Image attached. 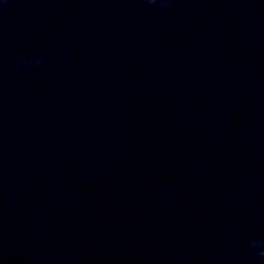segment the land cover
<instances>
[{
    "label": "water",
    "instance_id": "obj_1",
    "mask_svg": "<svg viewBox=\"0 0 264 264\" xmlns=\"http://www.w3.org/2000/svg\"><path fill=\"white\" fill-rule=\"evenodd\" d=\"M264 0H0V264H264Z\"/></svg>",
    "mask_w": 264,
    "mask_h": 264
},
{
    "label": "clouds",
    "instance_id": "obj_2",
    "mask_svg": "<svg viewBox=\"0 0 264 264\" xmlns=\"http://www.w3.org/2000/svg\"><path fill=\"white\" fill-rule=\"evenodd\" d=\"M252 247L253 248H257V247L264 248V241H253ZM261 255H264V252H262Z\"/></svg>",
    "mask_w": 264,
    "mask_h": 264
}]
</instances>
